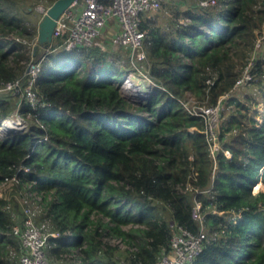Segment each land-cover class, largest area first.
Returning a JSON list of instances; mask_svg holds the SVG:
<instances>
[{
  "label": "trees",
  "instance_id": "16d2710c",
  "mask_svg": "<svg viewBox=\"0 0 264 264\" xmlns=\"http://www.w3.org/2000/svg\"><path fill=\"white\" fill-rule=\"evenodd\" d=\"M42 1L56 0H0V84L21 78L24 90L29 63L40 62L34 90L45 102L34 108L20 94L0 92V125L15 111L27 122L0 132V264H19L18 189L29 182L43 192L44 216L60 231L46 248L52 262L154 264L170 250L173 222L200 230L193 216L200 201L208 238L188 264H264V189L253 191L264 181V116L248 112L235 89L221 113L215 159L204 118L190 111L234 89L264 26V0H216L208 7L180 0L145 12L154 84L139 103L122 92L121 78L133 66L119 44L65 50L63 57L67 34L47 47L39 43L29 8ZM263 63L256 61L260 75ZM188 92L196 96L190 107ZM22 166L31 170L26 178ZM15 174L16 191L1 193ZM189 181L196 190L180 188Z\"/></svg>",
  "mask_w": 264,
  "mask_h": 264
},
{
  "label": "built area",
  "instance_id": "2783aa9c",
  "mask_svg": "<svg viewBox=\"0 0 264 264\" xmlns=\"http://www.w3.org/2000/svg\"><path fill=\"white\" fill-rule=\"evenodd\" d=\"M174 1L180 0H74L70 7L57 19L53 37L54 39L60 38L67 34L64 45L66 50L73 53H81L95 45H100L104 49L105 45L98 39V36L104 34L107 24H110L109 20L116 18L120 27L118 26L114 33L113 43L119 44L123 49L125 48L127 50L129 60L133 66L125 74L126 78L121 85L122 89L124 91L130 89L126 86L128 83H131V86H138L136 74L145 81L154 84L153 79L149 75L148 56L144 47V41L148 33L147 29L142 27L144 13L149 10L162 9L166 4ZM197 1L206 7L216 4V0ZM42 2L45 3L44 1ZM43 3L39 4L41 6L38 8L45 14L51 4L44 6ZM74 7H78L76 14L73 10ZM24 41L27 42L26 40ZM122 63L123 59L117 57L116 64L121 65ZM40 72L41 63L32 61L26 70V73L30 75V81L24 90L22 89L21 78H18L0 84V92L10 91L12 94H20L34 108H38L39 105H45V102L41 100L39 94L34 90V84L39 78ZM251 77L247 65L242 75L238 78L234 89L222 96L216 104H199L190 108V111L194 115L202 117L205 120L206 126L204 132L209 142L211 153L215 159L222 149L220 132L221 113L225 107L224 101L234 94L235 89H243L246 85L245 83L252 80ZM207 82L214 84L215 80L208 78ZM10 121L13 124L10 127L20 129L27 127V122L21 116L5 119L2 122L3 127H9L6 123ZM226 153L230 155L229 151ZM21 169L25 178L30 175L31 170L28 166H22ZM19 180L20 177L15 174L7 177L4 183H15ZM29 184V189L23 190V221L14 226V232L20 237L23 245V252L20 256L19 264H59L50 261L46 248L49 239L60 236V231L55 228L49 217L44 216L46 208L40 202L43 195L41 192L31 190V183L29 182ZM180 188L184 191H194L197 189L192 181L187 182L183 187L180 186ZM202 206V202L197 201L193 208V216L202 223L200 230L194 232L180 223L173 222L170 250L164 253L154 264H188L201 254L205 246V241L208 238L203 225ZM112 244H117L121 248L128 247L133 249L122 238H113ZM124 264L132 263L128 260L124 261Z\"/></svg>",
  "mask_w": 264,
  "mask_h": 264
},
{
  "label": "rangeland",
  "instance_id": "374dc122",
  "mask_svg": "<svg viewBox=\"0 0 264 264\" xmlns=\"http://www.w3.org/2000/svg\"><path fill=\"white\" fill-rule=\"evenodd\" d=\"M42 3L43 2H41L39 4H42ZM39 4L36 5V6H34V7H30L29 8V10L32 11L31 12V17H30V20H29L30 22L28 23L29 24V27H32L33 25H39V23H40L43 15H44V12L40 11V8H38L39 6H41ZM43 4H44V6H47L48 5V3H46V2L43 3ZM73 10H74V13L76 14L77 11H78V7H74ZM109 23L110 24H107L108 30H109L108 31L109 34H107L106 36L104 34L98 36V39L101 40V42L105 46H107V47H110L112 45H115L113 43V40H112V42L110 40V38H112V36H111L112 30L110 29L111 28V24L113 25L114 28H115V25H116V29L118 28V26L120 27V25L118 23V20H116V18L110 19L109 20ZM165 25H167L166 22H165ZM61 49H62L63 57H65L67 55V53L65 51L66 48H65L64 43L61 46ZM124 51L127 52V50L125 48H124ZM124 51H123V53H125ZM116 56H118V55L116 54ZM259 58H260V60L262 62H264V26H263L262 30H259V29L257 30L256 49H255L254 53L252 54V59H250V61L244 66V69H245L246 66L248 65V69H249V72H250V74L252 76L251 77L252 80H250V82H246L245 83L246 84L245 87L243 89L238 90V92H236V96L241 101H243L246 104H249L250 105V110L248 112L251 113L253 110L258 111L257 118L260 121H262L263 120V116H264V73L262 75H260L256 71V68H257L256 67L257 66L256 65V61ZM135 76L137 77L136 79H138V82L137 83L140 86L141 90L143 91V94H138V95L135 94V90H133L132 87H130V89H126L125 91L122 89V86L121 85H122V83L124 82V80L126 78L125 75L121 78L120 86H121V89H122L123 94L128 99H130V100H132L134 102L139 103V102H141L142 100H144L149 95V90L153 86V84L145 81L142 77H140L137 74ZM261 77H263V78H261ZM248 95L251 96V100L250 101H248V98H247ZM187 98H188L187 104L190 107V105L193 104V102L196 101V96H195V94L188 92ZM232 104L230 105V107L233 106ZM227 105H225V106H227ZM229 108H227V109H229ZM225 110H226V107H224V110L223 111H225ZM227 113L228 112H226L224 114H227ZM17 116H21V115H19V112L18 111H15L7 119H12V118L17 117ZM222 119H223V117L221 116V120ZM6 130H7V128L3 127V125L1 124L0 125V132H4ZM229 154L232 155L231 152H229ZM15 185L16 184H14V183L5 182L4 185L1 187V193L6 192L8 195H10L11 192H15L16 191ZM25 185H26V187L29 188V185L30 184L29 183H26ZM259 189H264V181L263 180H260L258 183H256L253 186V191L256 192ZM18 190H19L18 195L23 198V200L21 199V204H22V202L24 203V193L20 189H18ZM31 190H33L35 192L37 191V189H35V188H31ZM41 194L43 195V192L42 191H41ZM49 197L51 198V195H49ZM40 202L45 206V201L43 200V198H42V200ZM22 206H23V204H22ZM104 238L107 240V242L112 243V239L113 238L111 236H105ZM59 264H76V263H70V260H67V262L62 261Z\"/></svg>",
  "mask_w": 264,
  "mask_h": 264
},
{
  "label": "water",
  "instance_id": "95a60500",
  "mask_svg": "<svg viewBox=\"0 0 264 264\" xmlns=\"http://www.w3.org/2000/svg\"><path fill=\"white\" fill-rule=\"evenodd\" d=\"M74 0H56L46 10L39 23V43L49 46L54 41L53 31L60 15L70 7ZM36 49V48H35ZM7 129L17 130L19 128L7 127Z\"/></svg>",
  "mask_w": 264,
  "mask_h": 264
},
{
  "label": "bare ground",
  "instance_id": "6f19581e",
  "mask_svg": "<svg viewBox=\"0 0 264 264\" xmlns=\"http://www.w3.org/2000/svg\"><path fill=\"white\" fill-rule=\"evenodd\" d=\"M126 86L128 87V88H130V86H131V83H128V84H126ZM132 88H133V90H135V94H143V91L141 90V88H140V86L138 85V86H131ZM145 93V92H144ZM147 93V92H146ZM132 94V93H131ZM6 125H8L9 127L10 126H13V124H12V122L10 121V122H7L6 123ZM258 187V186H257Z\"/></svg>",
  "mask_w": 264,
  "mask_h": 264
},
{
  "label": "crops",
  "instance_id": "0c3cea01",
  "mask_svg": "<svg viewBox=\"0 0 264 264\" xmlns=\"http://www.w3.org/2000/svg\"><path fill=\"white\" fill-rule=\"evenodd\" d=\"M111 30H112V34H111V36H112V38H110V40H111V42H112V40H113V38H114V33H115V31H116V25H115V28L113 27V25L111 24V28H110ZM108 26H106V28H105V32H104V35L106 36L107 34H109L108 33Z\"/></svg>",
  "mask_w": 264,
  "mask_h": 264
}]
</instances>
